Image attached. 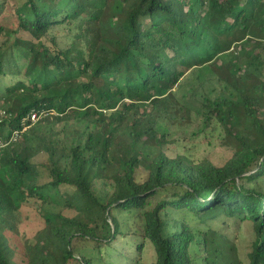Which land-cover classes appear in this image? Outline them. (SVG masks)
<instances>
[{
  "label": "trees",
  "instance_id": "trees-1",
  "mask_svg": "<svg viewBox=\"0 0 264 264\" xmlns=\"http://www.w3.org/2000/svg\"><path fill=\"white\" fill-rule=\"evenodd\" d=\"M7 7L15 26L0 24V101L17 107L0 108V264H100L103 249L125 264H209L208 244L228 242L210 227L217 220L249 223L246 264H264V0H0V18ZM59 27L63 48L50 37ZM243 44L253 50L242 67L219 64ZM200 66L220 87L191 90L203 131L222 129L221 142L237 146L221 167L157 146L158 121L187 113L172 89ZM240 72L247 80L230 89ZM31 113L38 126L62 127L22 131ZM98 182L111 190L103 198ZM55 198L61 209L45 211ZM170 210L206 229L183 219L167 231ZM28 214L40 227L24 241L18 224ZM119 238L129 239L122 250ZM145 244L151 263L141 260Z\"/></svg>",
  "mask_w": 264,
  "mask_h": 264
},
{
  "label": "rangeland",
  "instance_id": "rangeland-1",
  "mask_svg": "<svg viewBox=\"0 0 264 264\" xmlns=\"http://www.w3.org/2000/svg\"><path fill=\"white\" fill-rule=\"evenodd\" d=\"M14 0H9V4H13ZM0 18V24L9 26L8 28H14V21L10 18L8 7L4 10ZM19 37L23 40H30L26 34H19ZM51 40L58 43L60 47H65L68 44V36L65 29L62 27L55 28L51 32ZM253 50L252 44H243L241 48L234 46L232 52L224 53L219 56V64H226L231 60H234L239 67H242V60L244 57ZM235 53V54H234ZM234 54V55H233ZM193 69V70H192ZM199 76V79L196 77ZM223 77V76H221ZM215 73L206 66H200L198 68L192 67L188 73L179 81L178 85L172 89L173 96L177 103L184 105L187 109V113L183 118L174 120L173 122L158 121L157 130L158 138L157 146L163 149V152L170 157L174 158L177 155H184L191 158L193 161L198 162L202 159H207L214 166L221 167L231 156L232 152L237 148L236 144L232 143V147L227 146L224 142H221L224 136L222 129L216 132L211 131V127L205 128L204 120L202 118V109L197 98L191 97V90L196 87L209 88L211 85L216 91H220V87L216 84ZM248 75L240 72L237 77L229 84L230 89L236 88L237 81L247 80ZM259 79L264 84V72L259 74ZM6 85L12 84L10 79H5ZM224 89V95L228 97L231 90ZM196 90H199L198 88ZM205 91V90H204ZM260 95L259 90L256 92ZM17 103H7L0 101V108H9V110L15 111ZM234 107V106H232ZM1 109V111H2ZM260 116H263V112H260ZM225 122V121H224ZM31 126V125H30ZM29 126V127H30ZM39 133L44 134L46 131H56L62 126L56 124L53 121L42 123L41 125L33 124ZM28 127V128H29ZM74 137L66 141L67 146H70L71 140ZM148 144L154 145L155 143L147 141ZM156 145V144H155ZM1 154V152H0ZM124 159L125 156H122ZM117 168L120 169V161L115 160ZM144 173H139L137 181L144 179ZM7 183L6 174L0 169V184ZM95 193L103 198L104 195L108 194L110 187L108 185H102L100 182L94 186ZM111 191V190H110ZM43 209L47 212H58L61 209L60 202L55 198V201H50L48 204L43 206ZM28 219H25V215L21 218V222L18 224V232L25 240H31L37 230L40 227L39 219L34 217L33 214H28ZM163 219L166 222V230L172 232L175 229L176 222L185 220L187 224L197 230H205L206 225L199 223L196 219L190 217L188 214L183 212L167 211L163 214ZM210 227L221 233L228 242H211L207 246L209 264H246V253L248 252L250 243L254 240V233L249 223L244 222L238 225L233 221L227 220L225 225L221 224V221L217 220L210 223ZM201 232V231H200ZM198 238H200L198 236ZM129 239L119 238L115 244L117 249L122 250L124 242ZM92 250H90L91 252ZM100 255L102 261L100 264H125V260L119 258L116 252L112 253L110 249L101 250ZM202 255V254H201ZM96 256V255H95ZM141 260L144 263H151L154 261V252L150 244H145L141 252Z\"/></svg>",
  "mask_w": 264,
  "mask_h": 264
},
{
  "label": "built area",
  "instance_id": "built-area-1",
  "mask_svg": "<svg viewBox=\"0 0 264 264\" xmlns=\"http://www.w3.org/2000/svg\"><path fill=\"white\" fill-rule=\"evenodd\" d=\"M5 116V113H4V111L2 110H0V118L1 117H4ZM40 119V116L39 115H37L36 113H31L30 115H27L23 120H22V124H26V122H29L30 123V125H33L36 121H38ZM29 125V126H30ZM29 126H25V127H23L22 128V131H24L25 129H26V127H29ZM16 135H17V133H14V134H12V136H11V138H10V140L11 141H14L15 139H16ZM7 145V143H3L2 141H0V152H1V150L3 149V147H5Z\"/></svg>",
  "mask_w": 264,
  "mask_h": 264
},
{
  "label": "water",
  "instance_id": "water-1",
  "mask_svg": "<svg viewBox=\"0 0 264 264\" xmlns=\"http://www.w3.org/2000/svg\"><path fill=\"white\" fill-rule=\"evenodd\" d=\"M111 227H112V225H111Z\"/></svg>",
  "mask_w": 264,
  "mask_h": 264
}]
</instances>
